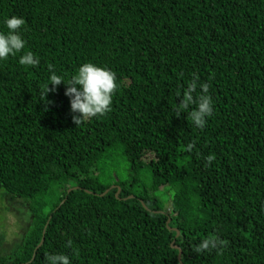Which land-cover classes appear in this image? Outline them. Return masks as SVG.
Listing matches in <instances>:
<instances>
[{
	"label": "trees",
	"instance_id": "1",
	"mask_svg": "<svg viewBox=\"0 0 264 264\" xmlns=\"http://www.w3.org/2000/svg\"><path fill=\"white\" fill-rule=\"evenodd\" d=\"M11 15L26 45L0 61V199L27 216L0 264H264V0H0V31ZM84 62L117 89L75 125L63 83L39 94L49 65ZM193 73L203 129L172 111ZM212 235L224 247L197 253Z\"/></svg>",
	"mask_w": 264,
	"mask_h": 264
},
{
	"label": "clouds",
	"instance_id": "2",
	"mask_svg": "<svg viewBox=\"0 0 264 264\" xmlns=\"http://www.w3.org/2000/svg\"><path fill=\"white\" fill-rule=\"evenodd\" d=\"M3 24L7 31H0V61L21 53L26 45L22 35V26L25 24L22 16L6 17ZM17 62L22 66L35 67L40 61L33 52L25 51L18 56ZM49 69L50 75L40 90L39 100L45 101L46 94L50 91L54 92L56 87L63 83L65 85L64 95L69 98L71 119L75 125L87 119L102 117L110 111L113 95L117 89L116 74L113 70L96 63L84 62L75 69L73 74L65 77L56 73L51 65ZM208 89L209 84L201 82L199 77L193 73L187 84L176 93L179 102L172 110L174 115L179 117L181 113L186 114L196 129H203L214 111L213 99ZM187 148L191 150L193 145L188 144ZM213 159V154L205 157L206 163H211ZM223 247L224 241L212 235L202 239L195 251L197 253L213 249L219 251ZM45 264H72V262L67 254L52 253L45 256Z\"/></svg>",
	"mask_w": 264,
	"mask_h": 264
},
{
	"label": "rangeland",
	"instance_id": "3",
	"mask_svg": "<svg viewBox=\"0 0 264 264\" xmlns=\"http://www.w3.org/2000/svg\"><path fill=\"white\" fill-rule=\"evenodd\" d=\"M4 199H0V231L4 234L0 250L8 251L21 236L27 214L22 205Z\"/></svg>",
	"mask_w": 264,
	"mask_h": 264
},
{
	"label": "water",
	"instance_id": "4",
	"mask_svg": "<svg viewBox=\"0 0 264 264\" xmlns=\"http://www.w3.org/2000/svg\"><path fill=\"white\" fill-rule=\"evenodd\" d=\"M178 232H177V230H176V234H177Z\"/></svg>",
	"mask_w": 264,
	"mask_h": 264
}]
</instances>
